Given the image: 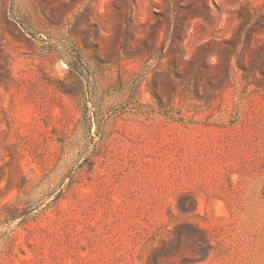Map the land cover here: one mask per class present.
<instances>
[{"label": "rangeland", "instance_id": "rangeland-1", "mask_svg": "<svg viewBox=\"0 0 264 264\" xmlns=\"http://www.w3.org/2000/svg\"><path fill=\"white\" fill-rule=\"evenodd\" d=\"M0 264H264V0H0Z\"/></svg>", "mask_w": 264, "mask_h": 264}]
</instances>
